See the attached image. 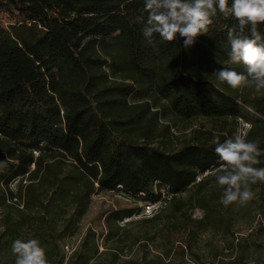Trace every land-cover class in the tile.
I'll return each instance as SVG.
<instances>
[{
    "label": "trees",
    "instance_id": "obj_1",
    "mask_svg": "<svg viewBox=\"0 0 264 264\" xmlns=\"http://www.w3.org/2000/svg\"><path fill=\"white\" fill-rule=\"evenodd\" d=\"M9 1L51 12L58 24L41 28L37 17L9 28L0 22V208L8 211L9 244L27 224L45 232L61 222L68 236L95 196L122 191L143 204L159 203L163 190L171 197L163 208L174 230L164 239H171L174 252H192L199 234L218 222L212 216L222 195L211 181L228 171L211 143L214 134L223 143L234 138L240 121L249 124L245 138L261 153L253 166L264 168V97L250 99L242 86L233 89L212 76L221 68L245 70L227 62L236 19L214 17L207 33L185 49L179 35L171 43L158 35L154 46L147 43L144 0ZM258 29L264 35V24ZM160 112L187 124L210 121L215 130L200 144L169 153L152 145ZM187 209H200L206 219L194 221ZM134 213L105 214L103 243L115 245L107 248L111 259H103L89 234L70 264H137L124 257L142 237L121 233L130 223L120 227ZM182 232L188 235L175 237Z\"/></svg>",
    "mask_w": 264,
    "mask_h": 264
},
{
    "label": "rangeland",
    "instance_id": "obj_2",
    "mask_svg": "<svg viewBox=\"0 0 264 264\" xmlns=\"http://www.w3.org/2000/svg\"><path fill=\"white\" fill-rule=\"evenodd\" d=\"M35 17L40 22L41 28L48 26L58 28V24L53 23L55 17L51 12H42L39 8L31 5H19L13 4L9 0H0V22L6 28L21 22L29 23ZM242 91L250 99L264 97V90L256 92L254 87L249 88L242 85ZM152 112H158V110L153 109ZM152 128V145L169 153L176 152L188 145H198L203 141L207 131L215 130L210 121L200 120L194 124H187L165 116L161 112ZM238 128L246 134L250 125L240 121ZM211 183L212 188L223 195L225 186L218 185L216 179ZM16 184L11 186L14 193ZM249 187L253 196L244 205L234 202L225 206L220 203L221 198L214 203L215 210L212 217L217 218L218 222L209 224L207 230L199 234L193 251L185 255L172 251L171 239H164L174 231L171 227L173 221L168 218L166 208H163L166 206L165 203H161L158 211L157 208L155 209L154 215L145 216L143 200L128 198L122 191L93 197L91 210L77 225L73 237L69 235L74 231L70 232L68 236L60 232L62 223L59 222L57 228L56 226L49 227V230L45 232H38L34 225L27 224L14 237V240L36 239L45 250L47 264H56V261H59L62 256L65 257L63 264H70L71 256L81 247L87 235L94 234L95 237L91 241L98 247L103 259L107 261L111 259L109 253L111 251H108L107 248H113L115 245L110 244L104 247V216L110 211L132 208L135 211L134 215L120 223V227H124L127 223H130L131 226L121 233H128L132 236L140 234L142 242L133 246L130 255L124 257L125 260L133 259L137 264H147L164 254L162 261H156L155 264H264V181L256 182L254 186L249 185ZM193 191L194 189L188 190L181 199L188 200L190 194H194ZM189 213L194 221L206 219L205 213L200 209H195L193 212L185 210V216H188ZM7 215L8 211L0 208V264H15L16 256L11 251L9 237L6 236L4 227L5 222H3ZM157 215L158 220L155 223L142 224V221L152 219ZM159 231L161 232L158 233ZM187 235V232H182L176 234L175 237L185 238ZM147 237L148 242L143 240ZM174 248L176 247L174 246Z\"/></svg>",
    "mask_w": 264,
    "mask_h": 264
},
{
    "label": "clouds",
    "instance_id": "obj_3",
    "mask_svg": "<svg viewBox=\"0 0 264 264\" xmlns=\"http://www.w3.org/2000/svg\"><path fill=\"white\" fill-rule=\"evenodd\" d=\"M142 11L148 14L142 33L149 45H155L156 35L169 43L179 35L185 49L207 33L214 17L235 18L237 25L228 33L227 62L243 64L245 70L221 68L212 76L233 89L243 85L254 87L256 92L264 90V35L258 29L264 24V0H232L231 5L229 0H144ZM245 135L237 130L234 138L222 143L214 134L211 141L221 169H228L216 177L218 185L225 186L220 200L225 206L234 202L244 205L253 196L249 182L264 181V168L253 166L259 163L258 144L247 141ZM11 251L16 256L15 264H47L45 250L36 239H16Z\"/></svg>",
    "mask_w": 264,
    "mask_h": 264
},
{
    "label": "built area",
    "instance_id": "obj_4",
    "mask_svg": "<svg viewBox=\"0 0 264 264\" xmlns=\"http://www.w3.org/2000/svg\"><path fill=\"white\" fill-rule=\"evenodd\" d=\"M154 191H155V193L157 194V188L155 187V189H154ZM165 191H163L162 190V193H164ZM168 197V199H170L171 197L170 196H168L167 194H166V192L164 193V196H163V198H164V201H165V199ZM164 201H162V202H159V203H145V204H143L142 206H144V215L145 216H151V215H154V212H155V209L157 208V211L159 210V208H160V205H161V203H165Z\"/></svg>",
    "mask_w": 264,
    "mask_h": 264
}]
</instances>
